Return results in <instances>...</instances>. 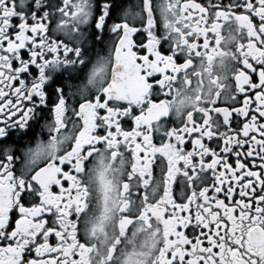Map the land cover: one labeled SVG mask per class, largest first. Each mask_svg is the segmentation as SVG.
<instances>
[{
	"label": "snow or ice",
	"instance_id": "snow-or-ice-1",
	"mask_svg": "<svg viewBox=\"0 0 264 264\" xmlns=\"http://www.w3.org/2000/svg\"><path fill=\"white\" fill-rule=\"evenodd\" d=\"M0 264H264V0H0Z\"/></svg>",
	"mask_w": 264,
	"mask_h": 264
}]
</instances>
